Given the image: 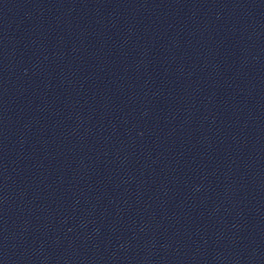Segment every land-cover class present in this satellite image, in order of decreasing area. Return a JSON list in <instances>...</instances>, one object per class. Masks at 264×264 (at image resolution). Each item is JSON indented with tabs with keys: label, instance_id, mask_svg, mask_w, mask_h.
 <instances>
[{
	"label": "water",
	"instance_id": "1",
	"mask_svg": "<svg viewBox=\"0 0 264 264\" xmlns=\"http://www.w3.org/2000/svg\"><path fill=\"white\" fill-rule=\"evenodd\" d=\"M0 264H264V0H0Z\"/></svg>",
	"mask_w": 264,
	"mask_h": 264
}]
</instances>
